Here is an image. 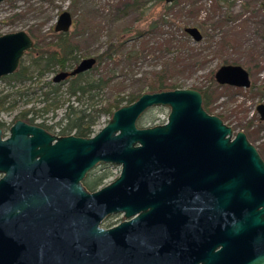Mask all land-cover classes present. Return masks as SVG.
Listing matches in <instances>:
<instances>
[{"label": "water", "instance_id": "1", "mask_svg": "<svg viewBox=\"0 0 264 264\" xmlns=\"http://www.w3.org/2000/svg\"><path fill=\"white\" fill-rule=\"evenodd\" d=\"M71 24L64 10L54 28ZM185 32L202 37L195 26ZM32 45L23 29L0 35V78ZM95 61L84 58L54 81ZM214 78L250 85L237 64ZM156 106L169 108L166 121L139 127ZM256 111L264 120V103ZM101 164L120 173L90 190L83 180ZM0 174V264H264V160L243 131L203 108L197 89L144 92L87 137L16 119L0 128ZM117 213L122 221L101 225Z\"/></svg>", "mask_w": 264, "mask_h": 264}, {"label": "rangeland", "instance_id": "2", "mask_svg": "<svg viewBox=\"0 0 264 264\" xmlns=\"http://www.w3.org/2000/svg\"><path fill=\"white\" fill-rule=\"evenodd\" d=\"M167 4L165 0H144L140 3L133 0H4L0 3V35L23 29L37 37L40 47L53 49L58 41L57 32L54 31L58 15L64 10L69 11L72 25L67 34L77 44L75 55L80 57L74 63L71 61L67 70L82 58L103 52L110 40L123 38L125 42L116 58L105 60L99 66L98 63L94 64L98 66L94 75L106 71L112 77L108 86L95 97L97 105H104L118 95L149 92L146 84L155 71L172 63L170 61L177 54L188 57L184 64L186 66H180L175 75L180 81L178 88L199 90L209 86L212 97L210 105L213 108L209 113L220 116L234 134L243 131L264 159V124L256 111V105L264 103V0H180L172 11L175 15L173 26L165 25L161 30L147 32L135 40V31L147 29V25L165 11ZM188 9H194L196 16L187 14ZM208 17V23L215 25L198 27L201 39L183 36L181 27L184 24L200 25ZM169 33L174 37L176 46H180L177 51H164L163 43ZM33 56L34 52L24 58ZM224 64H237L247 70L250 86L240 88L217 83L214 73ZM51 75L46 73L41 81H47ZM8 86L0 80V93L12 91ZM65 86L66 83L63 89ZM64 99L59 109L38 117L36 121L40 122L44 117L46 123L50 124L59 119L68 102L76 105L74 97L65 95ZM31 106H41L38 95L31 96L28 101L22 97L13 109L2 111L0 119L10 126L20 110ZM168 112V107H151L139 117L137 125L146 127L163 123ZM108 119V115L102 114L94 126L95 132ZM104 172L108 176L98 188L119 175L120 165H98L85 179L91 180ZM122 220V213H117L106 217L101 225L109 227Z\"/></svg>", "mask_w": 264, "mask_h": 264}, {"label": "trees", "instance_id": "3", "mask_svg": "<svg viewBox=\"0 0 264 264\" xmlns=\"http://www.w3.org/2000/svg\"><path fill=\"white\" fill-rule=\"evenodd\" d=\"M133 1L140 3L144 0ZM179 1L180 0H173L165 5V11L162 12L159 17L152 20L147 25V29L136 30L134 35L135 40L142 37L147 32L155 33L161 30V28L165 25L170 27L173 26L175 22L172 11L179 5ZM184 7H182L183 11H185ZM186 13L190 16H196V11L194 9H188ZM208 21L209 17L206 20L201 21L200 25L197 23H194L195 25L184 24L181 27L183 36L188 35L185 32V28L187 26H195L198 28L213 25L214 27L215 23L212 22L209 24ZM31 35L36 41L37 37L35 38L33 34ZM57 36L58 41L55 44V48L49 52L38 50V55L35 54V56L30 59L23 58L19 67L13 73L0 78V80L9 84L8 88H12V91L0 93V113L2 111L13 109L17 101L22 97H26V101H28L31 96L38 95L41 106L38 108L31 106L20 110L15 115L13 121L16 119H22L29 123H39L40 125L45 126L48 131L57 135L74 134L81 137H87L95 132L94 126L102 114H106L110 118L115 109L123 104L133 102L140 94H142V92L138 94L118 95L104 105H97L95 103V97L100 90L108 86L112 77H109L106 71L100 72L96 76L94 75V71H97V67L101 65V63L105 62V60H112L119 55V52L122 50L121 48L125 42V40L121 37L110 40L103 52L93 56L95 57L98 66L95 67L94 65L90 70L71 77L59 84H53L51 80L41 81L40 76L45 70L56 65L64 68L68 66L71 61L76 62L80 57L75 55L77 44L73 41V38L69 37V34L63 33ZM165 40L166 41L163 43L165 52L177 51V47H180L178 45L176 46L174 42L175 39L170 33ZM35 46L40 47L37 41ZM187 59L188 57H183L181 54L175 55V57L172 58V61H170L172 63H168L154 72L152 79L146 84V89H148L147 91L155 92L180 87V81H178V77H175V75L178 74L180 66H186L184 64ZM35 72L37 73L34 75ZM33 76L37 77L36 81H32ZM26 81H30V83L35 82V84L40 85L39 91L30 89V84L26 86ZM66 81V86L63 89V85ZM199 91L202 94L203 108L208 113L212 112L213 108L210 105L212 99L210 87L207 86L204 89H199ZM65 95L68 96V98L74 97L76 105L68 102L59 119L50 124L46 123L44 117L41 118L40 122L36 121L38 117L44 116L48 112H55L59 109L60 106L64 104ZM8 127L9 126L0 119V128L7 131ZM107 176L108 173L104 172L95 176L91 180L86 178L84 180V185L90 190H95Z\"/></svg>", "mask_w": 264, "mask_h": 264}, {"label": "flooded vegetation", "instance_id": "4", "mask_svg": "<svg viewBox=\"0 0 264 264\" xmlns=\"http://www.w3.org/2000/svg\"><path fill=\"white\" fill-rule=\"evenodd\" d=\"M72 25V24H71ZM54 27H55V25H54ZM69 30V29H68ZM68 30L67 31H56L55 30V28H54V31L55 32H57V35H59V34H63V33H68ZM26 31V30H25ZM27 32V31H26ZM28 33V32H27ZM28 35L32 38V40H33V45H32V47L29 49V50H27L26 52H25V54H24V56H26L27 55V53H35L36 55H38V50L40 51V50H42V51H44V52H49L50 50H52V49H50L49 47H47L46 46V48L45 47H36L35 46V43H36V41H35V39H34V37H32V35L30 34V33H28ZM24 56L21 58V60L24 58ZM88 57H93V56H88ZM84 58H87V57H84ZM84 58H82V59H84ZM95 58V57H94ZM81 59V60H82ZM21 60H20V62H21ZM81 60H79L78 62H77V64L81 61ZM96 60V59H95ZM74 63V62H73ZM95 63H96V61H95ZM77 64L75 65V66H73L70 70H67V67L68 66H66V67H64V68H61V67H59V66H54V67H50L49 69H47V70H45L43 73H42V75L40 76V79H42L43 78V76L44 75H46V73H51L52 75H51V78H49V76L48 77H46V78H49L47 81H49V80H51V82L53 83V84H59V83H61V82H63V81H65V80H67V79H69V78H71V77H74V76H76V75H78V74H81V73H84V72H80V73H77V74H75V75H68V76H66L65 78H63V79H61V80H59V81H54V77L58 74V73H60V72H70L72 69H74L76 66H77ZM19 65H20V63H19ZM19 65H18V67H19ZM90 70V69H89ZM88 71V70H87ZM247 71V70H246ZM86 72V71H85ZM37 72H35L34 73V75L36 74ZM248 75H249V73H248ZM36 79H37V77L36 76H33V78H32V81H36ZM249 79H250V77H249ZM26 83H28V85L30 84L31 85V87H30V89H34V90H36V91H39V86L40 85H37V84H35V82L34 83H30V81H26ZM65 83H67V81L65 82ZM251 83V82H250ZM225 85V84H224ZM250 86V85H249ZM248 86V87H249ZM234 87V86H233ZM241 88V87H240ZM247 88V87H246ZM22 120V119H21ZM260 120V119H259ZM15 121V120H14ZM13 121V122H14ZM25 121V120H24ZM261 122H263V124H264V120H260ZM27 122V121H26ZM27 123H29V122H27ZM29 124H33V125H37V126H40V127H42V128H44V129H46L47 130V128H45V126H43V125H40L39 123H29ZM264 126V125H263ZM48 131V130H47ZM50 132V131H49ZM51 133V132H50ZM263 159V158H262ZM264 160V159H263ZM109 216H115V214H112V215H109Z\"/></svg>", "mask_w": 264, "mask_h": 264}]
</instances>
